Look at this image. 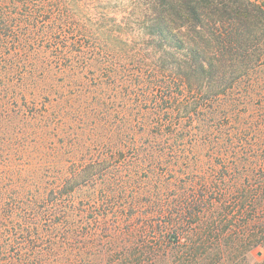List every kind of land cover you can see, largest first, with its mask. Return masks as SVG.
Listing matches in <instances>:
<instances>
[{
  "label": "trees",
  "instance_id": "obj_1",
  "mask_svg": "<svg viewBox=\"0 0 264 264\" xmlns=\"http://www.w3.org/2000/svg\"><path fill=\"white\" fill-rule=\"evenodd\" d=\"M254 252L264 0H0V264Z\"/></svg>",
  "mask_w": 264,
  "mask_h": 264
},
{
  "label": "rangeland",
  "instance_id": "obj_2",
  "mask_svg": "<svg viewBox=\"0 0 264 264\" xmlns=\"http://www.w3.org/2000/svg\"><path fill=\"white\" fill-rule=\"evenodd\" d=\"M197 157H199L198 165L202 169L200 170L201 175H205V181H206V157L203 156V154H197ZM206 195V194H205ZM212 254V253H209ZM208 254V255H209ZM212 257V256H211ZM244 257L243 260L241 258ZM239 263L238 264H258L264 262V253H246L245 255L242 254L240 258H238Z\"/></svg>",
  "mask_w": 264,
  "mask_h": 264
}]
</instances>
